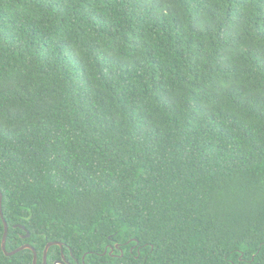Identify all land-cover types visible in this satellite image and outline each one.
I'll return each instance as SVG.
<instances>
[{"label":"trees","instance_id":"1","mask_svg":"<svg viewBox=\"0 0 264 264\" xmlns=\"http://www.w3.org/2000/svg\"><path fill=\"white\" fill-rule=\"evenodd\" d=\"M0 191L37 264H264V0H0Z\"/></svg>","mask_w":264,"mask_h":264},{"label":"water","instance_id":"2","mask_svg":"<svg viewBox=\"0 0 264 264\" xmlns=\"http://www.w3.org/2000/svg\"><path fill=\"white\" fill-rule=\"evenodd\" d=\"M0 216H1L2 222H3V235H2V240H1V248H2V250L4 252V254L6 256H11V255H14L17 252L22 251L24 249H30L33 252V264H37V253L33 249V247L30 244H28V243H25V244H23L21 246H18L17 248H15V249H13L11 251H7L6 250V239H7L8 228L9 227H8V224H7L6 220H5V218L3 216V212H2V193H1V191H0ZM20 227L24 229L23 226H20ZM22 237L23 238L29 237V232L26 231V233ZM54 245H58L61 248V250H62V246L63 245H62L61 242H58V241H50V242H48L45 245V248H44V251H43V264H46V256H47V252H48L49 248L51 246H54ZM58 263L59 264L60 263L63 264L62 262H58V261L54 262V264H58Z\"/></svg>","mask_w":264,"mask_h":264},{"label":"flooded vegetation","instance_id":"3","mask_svg":"<svg viewBox=\"0 0 264 264\" xmlns=\"http://www.w3.org/2000/svg\"><path fill=\"white\" fill-rule=\"evenodd\" d=\"M58 261V262H62L63 264H80L78 259L75 258V257H72V260H69L67 259L63 253L61 254V259H57L55 260V262ZM54 264V263H53ZM59 264V263H58ZM61 264V263H60Z\"/></svg>","mask_w":264,"mask_h":264}]
</instances>
